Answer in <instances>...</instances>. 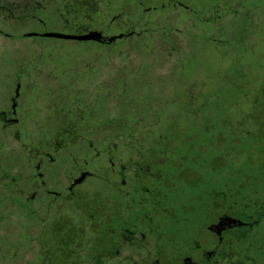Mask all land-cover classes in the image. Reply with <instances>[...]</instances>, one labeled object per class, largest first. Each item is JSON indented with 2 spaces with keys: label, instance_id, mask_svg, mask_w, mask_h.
I'll return each mask as SVG.
<instances>
[{
  "label": "flooded vegetation",
  "instance_id": "1",
  "mask_svg": "<svg viewBox=\"0 0 264 264\" xmlns=\"http://www.w3.org/2000/svg\"><path fill=\"white\" fill-rule=\"evenodd\" d=\"M143 2L118 0L116 12L110 14L112 0H0V19L18 25L50 23L62 30L73 26L70 33H55L67 36L96 32L101 35L98 41L50 39L104 47L122 44L126 52L131 37L144 34L134 31V24H145L147 11L157 13L159 21L169 26L164 22L166 14L178 9L185 17L177 12L178 17L171 19H184L187 25L192 24L189 15L203 25L214 26L221 19L213 15L218 5L208 8L209 17L197 18L193 3L203 0H159L151 7ZM222 3L241 5L234 0ZM96 15L106 21L104 31L91 29ZM131 16H136V22L129 21ZM113 26L119 27L117 33H112ZM169 31L163 39L167 45L175 39ZM30 34L35 33H3L16 41L32 38ZM35 35L42 38V34ZM111 38L116 39L109 42ZM6 53L10 63L0 64V181L6 182L3 188L9 187L8 198H14L16 208L26 216H35L39 208L46 212L55 203L78 207L75 211L87 223L84 227L94 234L92 240L80 242L83 264H97L102 258L108 264H264V153L245 156L238 163L240 177L223 179L221 190L217 181L200 178L193 167V138L200 122L208 124L211 114L206 107L217 104L219 88L213 90L194 78L164 80L145 87L147 103L184 104L189 112L183 117H165L167 136L147 129L141 134L143 141L135 138L124 147L106 144L101 150V68L94 73L91 88L87 84L92 80L84 86L75 81L51 83L43 66L21 64V59L17 60L21 52ZM236 88L243 92L242 87ZM106 89L105 104L129 103L126 96L118 102V94H127L124 86L109 84ZM259 93L264 97V88ZM175 136L180 137L179 145L172 142ZM102 156H107L104 165L99 161ZM14 159H18L23 175L7 173ZM89 162L95 166L88 167ZM187 175L192 178L189 187L182 186ZM102 179L112 195L102 211L90 209L82 187L89 180ZM193 182L203 188L202 192L195 191ZM103 246L106 250L91 254L92 249ZM171 248L175 249L172 253ZM123 250L127 256H121Z\"/></svg>",
  "mask_w": 264,
  "mask_h": 264
},
{
  "label": "rangeland",
  "instance_id": "2",
  "mask_svg": "<svg viewBox=\"0 0 264 264\" xmlns=\"http://www.w3.org/2000/svg\"><path fill=\"white\" fill-rule=\"evenodd\" d=\"M143 1L146 7H151L159 0ZM203 1L193 3L197 18L209 17L208 8L218 5L213 15L221 19L216 25L200 24V19H191L195 17L193 15H189L190 25L184 24V19H171L178 17L177 12L185 17V13L178 9L165 16L164 22L170 27L159 21L157 13L147 11L144 14L146 23L134 24V31L144 34L136 33L131 37L126 44L129 52L122 44L104 47L39 37L18 41L8 39L3 33L14 36L70 33L74 28L70 26V29L62 30L55 24L35 22L18 25L0 19V64L10 63L7 56L10 54L6 52H21L22 56L17 60L21 59V64L43 66L51 77V83L66 85L75 81L81 86L92 80L94 73L101 68V150L106 144L124 147L132 144L135 138L143 141L141 134L147 129L155 135L160 132L167 136L165 117H183L189 112L184 104L147 103L149 97L145 87L155 86L164 80L190 81L194 78L199 83L209 84L213 90L219 88V94L215 96L217 104L206 107L211 114L208 124L205 126L200 122L199 132L193 138L192 153L196 175L205 180L214 179L221 190L223 179L240 177L238 163L245 156L264 153V97L259 95V89L264 88V0H234L241 5L232 3L225 6L222 0ZM112 4L110 14L116 12L118 0H112ZM158 6L160 9L161 3ZM102 20V17L94 16L95 23L90 25L91 29L104 31L106 21ZM132 20L136 22V16H131L129 21ZM118 28L113 26L112 33H117ZM168 31L175 38L170 45L163 41ZM167 48L174 52H165ZM33 54L36 56H30ZM32 57L34 59L28 61ZM109 84L127 88V94H118L117 99L121 102V97L126 96L129 103L105 104ZM92 85L93 80L87 87ZM222 86L225 90H221ZM237 86L242 87L243 92ZM154 122L158 124L154 125ZM246 128L251 132L246 133ZM128 130L133 132L128 133ZM110 131L113 132L108 134ZM171 139L174 145L180 144L179 136ZM106 160L107 156H102L99 161L104 165ZM17 162L18 159H14L8 166L6 171L9 175L24 174ZM93 166L95 163L89 162L88 167ZM191 180L187 175L182 186L189 187ZM5 183L0 181V264H83L80 242L92 240L94 234L84 227L87 223L75 211L78 207L73 203L65 207L55 203L46 212L39 208L35 216H26L16 208V200L8 198L9 187L4 189ZM7 184L12 185L10 181ZM192 185L196 192H202L203 188L195 182ZM15 188L13 186L12 191ZM82 189L86 192L84 201L89 208L100 211L112 195L104 179L89 180ZM99 234L104 236L103 229H99ZM174 239L172 233L171 240ZM163 241L166 242L167 238L164 237ZM104 250L105 246L94 248L91 254ZM174 250L171 248V253ZM127 255V250H123L121 256ZM97 264L108 263L102 258L97 260Z\"/></svg>",
  "mask_w": 264,
  "mask_h": 264
},
{
  "label": "water",
  "instance_id": "3",
  "mask_svg": "<svg viewBox=\"0 0 264 264\" xmlns=\"http://www.w3.org/2000/svg\"><path fill=\"white\" fill-rule=\"evenodd\" d=\"M28 36H38L35 34H30ZM42 38H53V39H62V40H72V41H98L101 39V35L99 33H90L88 35L84 36H67V35H60L55 33H47L40 35ZM118 38H121L120 36ZM116 38L109 39V42L114 41ZM17 179H13V181H16ZM80 181V180H79Z\"/></svg>",
  "mask_w": 264,
  "mask_h": 264
}]
</instances>
